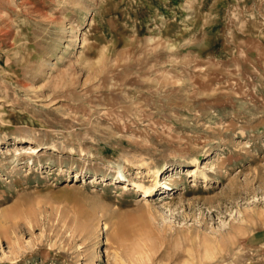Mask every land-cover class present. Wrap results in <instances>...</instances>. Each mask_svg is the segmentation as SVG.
Here are the masks:
<instances>
[{
	"label": "rangeland",
	"instance_id": "1",
	"mask_svg": "<svg viewBox=\"0 0 264 264\" xmlns=\"http://www.w3.org/2000/svg\"><path fill=\"white\" fill-rule=\"evenodd\" d=\"M0 264H264V0H0Z\"/></svg>",
	"mask_w": 264,
	"mask_h": 264
},
{
	"label": "bare ground",
	"instance_id": "2",
	"mask_svg": "<svg viewBox=\"0 0 264 264\" xmlns=\"http://www.w3.org/2000/svg\"><path fill=\"white\" fill-rule=\"evenodd\" d=\"M77 176H78V175H76V177H77ZM79 177H80V176H79ZM120 177H122L124 180H126L125 172L122 171V172L120 173ZM120 182H121V180H120ZM149 190H150V188H146L145 191L148 192Z\"/></svg>",
	"mask_w": 264,
	"mask_h": 264
}]
</instances>
